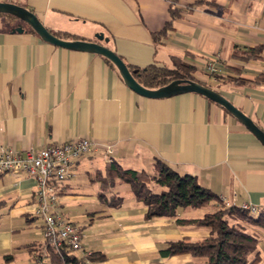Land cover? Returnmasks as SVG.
Returning <instances> with one entry per match:
<instances>
[{"label": "crops", "instance_id": "0c3cea01", "mask_svg": "<svg viewBox=\"0 0 264 264\" xmlns=\"http://www.w3.org/2000/svg\"><path fill=\"white\" fill-rule=\"evenodd\" d=\"M208 1L0 0L30 10L62 39L107 46L132 68H173L181 59L193 66L195 81L221 93L264 132V0ZM253 48H261L256 58L237 56ZM209 62L216 72L207 70ZM79 138L93 146L59 185L54 208L84 234L81 250L71 252L78 258L98 252V264H205L159 250L170 241L207 237L208 227L176 220L201 217L214 204L147 219V207L116 180L108 194L123 200L109 206L99 198L97 172L110 159L152 174L158 159L194 176L227 206L264 211V145L221 105L194 92L143 96L102 55L46 42L19 18L0 13V146L39 150ZM35 189L32 176H0V262L11 254L8 264H51ZM258 251L264 264V232Z\"/></svg>", "mask_w": 264, "mask_h": 264}, {"label": "trees", "instance_id": "16d2710c", "mask_svg": "<svg viewBox=\"0 0 264 264\" xmlns=\"http://www.w3.org/2000/svg\"><path fill=\"white\" fill-rule=\"evenodd\" d=\"M211 3L208 0H195L194 4ZM4 14V13H3ZM178 9L171 7V15L175 17ZM10 15V14H6ZM12 16V15H10ZM25 26L34 30L25 23ZM170 23L165 25V29ZM161 32L155 34L160 36ZM53 33V32H52ZM60 37L58 33H53ZM261 48H253L237 55L249 60L258 56ZM116 70L115 65L103 57ZM127 65V64H126ZM128 66V65H127ZM173 68H132L137 82L146 88L155 89L166 85L175 79L194 80L191 72L193 66L181 59L173 61ZM101 189L99 198L107 205L118 207L122 202L121 196L108 194V188L116 181L127 183L133 196L147 207L146 218L175 217L177 211L183 207H205L214 204V208L198 218H184L176 221L182 224L206 226L210 229L207 237L200 240L182 238L168 242L159 252L162 256L175 254H190L205 259V264H258L261 260L258 251L259 232H264V211L252 213L239 206L221 203L213 192L201 186L196 178L189 174H179L166 163L155 160V172L148 173L144 169L135 170L122 167L110 159L104 173L98 171ZM51 264H85L86 260L100 261L103 255L92 252L80 258L71 254L69 250L56 251L45 243ZM13 260L11 254L3 256L0 264H8Z\"/></svg>", "mask_w": 264, "mask_h": 264}, {"label": "built area", "instance_id": "2783aa9c", "mask_svg": "<svg viewBox=\"0 0 264 264\" xmlns=\"http://www.w3.org/2000/svg\"><path fill=\"white\" fill-rule=\"evenodd\" d=\"M207 70L216 72L215 63L209 62ZM92 146L86 138L54 143L39 150L17 151L0 146V176L23 174L35 179V216L43 221L45 243L56 251L75 252L82 248L83 232L73 222L58 214L54 208L59 200V185L69 179L74 162ZM107 152L111 154L112 150L107 148ZM239 207L252 213L258 212V209L250 204H242ZM85 264L98 263L86 260Z\"/></svg>", "mask_w": 264, "mask_h": 264}, {"label": "water", "instance_id": "95a60500", "mask_svg": "<svg viewBox=\"0 0 264 264\" xmlns=\"http://www.w3.org/2000/svg\"><path fill=\"white\" fill-rule=\"evenodd\" d=\"M0 13L10 14L28 24L35 33L44 41L61 46L68 49L87 51L102 55L109 59L117 68L124 82L133 91L150 98H162L184 92H194L216 102L225 108L232 116L241 122L250 132H252L258 140L264 145V132L249 118L244 112L237 108L221 93L214 89L194 80L175 79L166 85L155 89L146 88L141 85L133 76L125 62L110 48L97 42L87 40H65L49 31L39 18L25 7L0 2ZM20 28L19 30H21Z\"/></svg>", "mask_w": 264, "mask_h": 264}, {"label": "rangeland", "instance_id": "374dc122", "mask_svg": "<svg viewBox=\"0 0 264 264\" xmlns=\"http://www.w3.org/2000/svg\"><path fill=\"white\" fill-rule=\"evenodd\" d=\"M73 172V171H72Z\"/></svg>", "mask_w": 264, "mask_h": 264}]
</instances>
